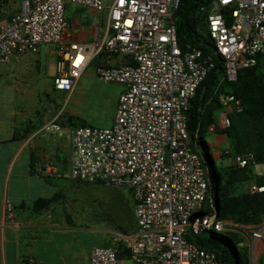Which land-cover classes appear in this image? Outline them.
Segmentation results:
<instances>
[{"label":"built area","instance_id":"2783aa9c","mask_svg":"<svg viewBox=\"0 0 264 264\" xmlns=\"http://www.w3.org/2000/svg\"><path fill=\"white\" fill-rule=\"evenodd\" d=\"M182 1L21 0L16 11L0 18V64L18 62L42 44L52 45L57 54L53 90L67 99L41 131L62 129V110L94 60L99 81L123 86L111 125L68 128V177L126 187L133 200L134 230L117 232L111 245L94 246L89 264H220L215 251L188 238L212 229L206 216L212 213L220 229L231 225L246 234L253 257L259 242L264 248V220L243 227L215 218L209 164L187 129L191 101L214 60L179 44L174 14ZM68 4L97 13L92 40L69 39ZM200 17L198 30L222 59L224 80L235 82L239 69L264 55V0H209L200 7ZM219 101L242 111L234 94L220 93ZM220 120L228 128L230 112L223 111ZM234 162L246 168L255 158L237 155ZM247 194H264V182L252 181ZM6 214L12 222L10 203Z\"/></svg>","mask_w":264,"mask_h":264},{"label":"crops","instance_id":"0c3cea01","mask_svg":"<svg viewBox=\"0 0 264 264\" xmlns=\"http://www.w3.org/2000/svg\"><path fill=\"white\" fill-rule=\"evenodd\" d=\"M76 7H80L81 11ZM69 8L70 17L67 16ZM74 8L83 15L81 18L73 17ZM87 13L91 16L90 24L83 22ZM96 15L93 10L68 4L69 39L81 42L92 40V18ZM25 104V100L0 99V264H89L91 249L111 245L112 237L119 231L105 230L103 226H92L73 217L64 192L65 179L71 178L68 177L70 158L68 156L62 162L59 156V150L63 149L60 141L62 129L54 135L41 131L60 107L51 103L40 108L34 103L33 107L27 105L33 112L22 113L17 119L18 108ZM223 111H229L230 118L239 119L236 115L232 116L236 112L231 104L213 109L211 121L202 122L203 137L212 163L221 177V199L228 207L224 220L229 225L252 227L254 222L246 219L243 209L249 196L247 187L258 178L263 180L264 176L248 179L234 174L233 171L239 169L235 166V156H254L255 151L238 152L237 144L234 149L230 148V140L235 143L237 140L229 134L230 127L222 126L220 116ZM212 125L215 126L213 131L209 129ZM64 134L68 137L70 148L68 128ZM226 150H229L228 154L224 153ZM259 156L264 158V154ZM7 203L13 207L12 222L6 219ZM225 231L238 240V246L248 251L249 256L246 234L239 229L233 230L231 225ZM88 238L96 241L93 243ZM258 245L254 257L257 264H264V254H261L264 248L261 242Z\"/></svg>","mask_w":264,"mask_h":264},{"label":"rangeland","instance_id":"374dc122","mask_svg":"<svg viewBox=\"0 0 264 264\" xmlns=\"http://www.w3.org/2000/svg\"><path fill=\"white\" fill-rule=\"evenodd\" d=\"M20 2L21 0H0V18L8 17L16 11L20 6ZM76 8L81 11L80 7ZM76 8H74L73 17L79 19L83 15L77 12ZM68 15L69 17L72 15L70 8L67 10ZM175 18L177 20V17ZM83 20L84 23L90 24L91 16L87 13ZM56 57L57 54L52 45L42 44L36 53H26L18 62H11L5 65L0 64V99L25 100L27 102V104L18 108L17 119L21 117L22 113L29 114L33 112L34 110L29 107H33L34 103H37L40 108L51 103L55 107L57 105L60 109L64 105V101L67 99L66 94L53 90L52 81L55 75ZM97 61L98 59L94 60L82 74L58 119V122L62 126L60 137L63 136L60 139L63 149L59 150L62 162L66 161L69 156L68 137L64 133L70 127L69 120L71 118H73V122L76 124H92L100 127H108L112 123L117 99L123 86L117 83H102L99 81L95 75L94 68ZM255 72L260 76L264 84V55L259 57V63L256 66ZM243 84L247 89L254 86L249 79L245 80ZM223 87L225 91L234 90L230 83L223 84ZM254 89L252 90L255 94ZM27 105L30 106L28 107ZM235 115L238 116L236 113L232 116ZM238 118L233 119L238 133L235 137L238 138L239 146H241L243 151H255V149L261 147L260 150L264 154V118L255 126L251 125L245 118L242 119L240 116ZM215 123L217 124V118ZM65 139L66 141H64ZM230 142V148L234 149L237 143L231 140ZM200 152L205 155V150L202 146L199 147L198 153L200 154ZM224 163L227 165L225 161ZM253 166L252 169H237V171L233 172L248 179H256L258 175L264 176V158L258 159L257 164L255 163ZM71 179H65L64 192L66 203H68L70 212L76 220L92 226L95 224L98 227L103 226L105 230L114 229V231L119 232L134 230L133 200L128 188ZM57 180L58 182L61 181L60 179ZM212 200L213 211H215L217 209V199L214 193L212 194ZM205 212L204 210L203 213ZM213 215V213L210 216L206 214L212 221L211 230L218 236L221 235L222 230L217 226L215 219L211 218ZM247 218L250 222L253 218L252 221L254 223L252 226L255 227L259 222L264 220V212ZM188 238L198 244L210 240L214 242V239L219 240L215 236L204 233L195 237H189L188 235ZM88 241L94 243L96 240L88 238ZM225 241L230 248L231 261L237 264L233 241L228 237ZM241 244L243 246V243ZM205 246L211 247L207 244ZM245 253L247 264H257L256 257L252 256L251 251L249 256L248 251ZM259 253H256V256Z\"/></svg>","mask_w":264,"mask_h":264},{"label":"trees","instance_id":"16d2710c","mask_svg":"<svg viewBox=\"0 0 264 264\" xmlns=\"http://www.w3.org/2000/svg\"><path fill=\"white\" fill-rule=\"evenodd\" d=\"M208 1L209 0H183L180 7L174 14V19L179 44L181 46L190 44L193 47L200 49L204 54L211 55L214 60L213 68H211L205 79L199 84L195 96L191 101L190 109L187 112V129L190 139L196 140L197 143L205 150V155L201 152L200 155L202 157L204 156L209 162V174L211 177L212 189L217 199V215L215 218L216 220H221L226 217L228 207L221 199V177L215 165L212 163V157L208 153V145L203 137L204 130L202 129V122L208 123L211 121V111L213 109H219L222 107V104L219 101L220 93H231L234 94L235 97L241 102L242 111L236 114H238V116H240L242 119L245 118L251 125H258V123H260L264 118V84L260 76L255 72L256 66L259 63V57L261 55L257 56V63L255 65L238 70L237 80L235 82H228L223 79L224 64L222 59L217 56L214 47L208 38H206L198 30L201 20L200 7ZM175 17H177V20ZM248 79L254 85L253 87H249V89H247L243 84L244 81ZM225 83H230L234 90L230 89L229 91H225L223 87V84ZM252 89L255 90V94ZM230 119L231 125L229 126V134L235 138V135L238 133L235 129L234 119ZM69 121L70 127L77 125L73 122V118H71ZM237 139L238 138H236V140ZM239 145L240 143L237 141L238 152H241L242 148ZM260 149L261 147L255 149V163L258 162V159L262 158L259 156L263 155ZM248 168H250V166L239 169L243 170ZM257 182L262 183L264 182V179H257ZM243 207L246 218H251L252 215L257 216L259 213L264 212V194H257L254 196L249 195L246 198V202L244 203ZM251 220H253V218ZM221 230L222 233L218 236L212 230H207L212 234L206 235L215 236L219 239L218 241L214 239V242L210 240L197 244L207 250L215 251L218 255L220 264H234L230 259V248L225 241V239L228 237L233 241L237 264H247L246 251L242 250L238 246V240L234 238V236H231V234L227 233L225 229ZM206 244L211 247L205 246Z\"/></svg>","mask_w":264,"mask_h":264},{"label":"water","instance_id":"95a60500","mask_svg":"<svg viewBox=\"0 0 264 264\" xmlns=\"http://www.w3.org/2000/svg\"><path fill=\"white\" fill-rule=\"evenodd\" d=\"M207 163H208V161H207ZM202 233H204V234H212V233L209 232V231H203Z\"/></svg>","mask_w":264,"mask_h":264},{"label":"snow or ice","instance_id":"6c2138e0","mask_svg":"<svg viewBox=\"0 0 264 264\" xmlns=\"http://www.w3.org/2000/svg\"><path fill=\"white\" fill-rule=\"evenodd\" d=\"M130 23V22H129Z\"/></svg>","mask_w":264,"mask_h":264}]
</instances>
